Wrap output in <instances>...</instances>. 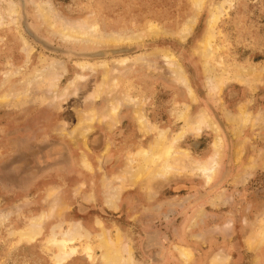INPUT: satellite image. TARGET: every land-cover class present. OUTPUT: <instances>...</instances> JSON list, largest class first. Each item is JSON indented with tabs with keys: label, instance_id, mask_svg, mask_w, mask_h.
<instances>
[{
	"label": "rangeland",
	"instance_id": "1",
	"mask_svg": "<svg viewBox=\"0 0 264 264\" xmlns=\"http://www.w3.org/2000/svg\"><path fill=\"white\" fill-rule=\"evenodd\" d=\"M196 1L0 0V264H264V0Z\"/></svg>",
	"mask_w": 264,
	"mask_h": 264
},
{
	"label": "bare ground",
	"instance_id": "2",
	"mask_svg": "<svg viewBox=\"0 0 264 264\" xmlns=\"http://www.w3.org/2000/svg\"><path fill=\"white\" fill-rule=\"evenodd\" d=\"M196 1V0H195ZM197 2V4H199V1H196ZM193 3H194V1H193ZM196 4V5H197ZM201 4V3H200ZM12 5V4H11ZM195 5V4H194ZM14 6V5H13ZM200 6V5H199ZM15 7V6H14ZM14 7H12V11L14 10ZM196 8H197V6H195ZM16 8V7H15ZM199 8V7H198ZM197 8V9H198ZM215 9H217V6H214L213 7V9H211V16H210V18H209V23H208V26H207V28L204 30L205 32H204V36L202 35V39H201V41L199 42V49H198V52L201 54V56H203V59H205V61L207 60V58H209V56H210V54H211V51H210V49L208 50V45L209 44H211V43H208L209 41V39H210V36H211V25H210V23L215 19V16L216 15H214V10ZM218 12V11H217ZM15 14V13H14ZM193 16H191V17H189V18H191V19H189L188 18V20L186 21V19L184 20V21H186V22H184L185 24H184V26H186L187 28H188V25L189 24H191V22H192V19H195V18H192ZM17 18V17H16ZM208 22V21H207ZM149 25V24H148ZM213 25H214V23H213ZM212 25V26H213ZM67 26V25H66ZM182 26V25H181ZM184 26H183V28H184ZM191 26V25H190ZM185 27V28H186ZM150 28V27H149ZM181 28V27H180ZM179 28V29H180ZM186 28V29H187ZM192 28V27H191ZM190 27H189V29H191ZM213 28V27H212ZM67 29V31H73L74 33H78V30L76 29H72V28H66ZM151 29H152V27L150 28V30H148V34L150 33V31H151ZM146 30V29H145ZM153 31H154V27H153V29H152ZM160 30V29H159ZM182 30V29H181ZM144 31V30H143ZM156 31V30H155ZM163 31V30H162ZM179 32H180V30H178ZM187 31H188V29H187ZM190 31V30H189ZM67 33V35L68 34H70V35H68V37L69 36H71V33H68V32H66ZM65 33V34H66ZM142 33H144V32H142ZM155 33V32H154ZM154 33H150V34H154ZM187 33V32H186ZM185 33V34H186ZM213 33V32H212ZM92 34V33H91ZM139 34V33H138ZM155 34H158V33H155ZM184 34V33H183ZM182 34V35H183ZM110 35V34H109ZM130 36H131V34H129ZM133 35V34H132ZM181 35V36H182ZM73 36V38H74V40H76V39H79L80 37H78V36H74V35H72ZM88 36V35H87ZM137 36V35H136ZM76 37V38H75ZM90 37V36H89ZM107 37H108V35H107ZM132 37V36H131ZM134 37V36H133ZM132 37V38H133ZM127 38H129V37H127ZM126 37H124L123 35L122 36H120V35H118V34H116V36H115V34H114V36H109V42H111V41H113L114 43L115 42H120V40H125V39H127ZM140 38V37H139ZM80 40H83L82 38H80ZM111 40V41H110ZM24 41V40H23ZM77 41V40H76ZM128 41H130V40H128ZM208 44V45H207ZM28 51H30V49L28 50ZM98 53V52H97ZM96 52L95 53H91V54H89V55H95V54H97ZM168 53V52H167ZM166 55V54H165ZM168 57V56H167ZM169 57H170V55H169ZM170 58H172V57H170ZM169 58V59H170ZM163 59V58H162ZM166 60V59H165ZM167 61V60H166ZM172 61V60H171ZM57 65V64H56ZM174 65V64H173ZM172 65V66H173ZM177 65V64H176ZM54 66V65H53ZM178 66V65H177ZM174 67H176V66H174ZM173 69V68H172ZM175 69V68H174ZM176 71L178 72L179 70L178 69H176ZM173 73H175V71H172ZM182 73V72H181ZM238 74V73H237ZM110 75V74H109ZM175 75H176V73H175ZM174 75V76H175ZM177 76V75H176ZM181 76V75H180ZM184 77V76H183ZM240 77V76H239ZM177 78H180V77H177ZM211 78H213V77H211ZM237 78H238V76H237ZM215 80V79H214ZM213 80V81H214ZM219 80H221V79H219ZM210 81V78H209V80H208V82ZM212 81V80H211ZM223 83V82H222ZM217 85V84H216ZM5 92V91H4ZM3 93V92H2ZM238 110V109H237ZM202 113V112H201ZM203 114V113H202ZM201 114V115H202ZM202 118H203V116H202ZM82 119V118H81ZM206 118H204V120H205ZM87 120V119H86ZM196 121V120H195ZM203 121V119H201V123H203L204 124V122H202ZM85 122H88V121H85ZM233 122V121H232ZM83 125V124H82ZM77 126V125H76ZM198 126V125H197ZM78 127V126H77ZM213 128V127H212ZM78 130V129H77ZM74 132V131H73ZM71 133H72V131H71ZM79 133H81L80 132V130H79ZM68 134V133H67ZM79 135V134H78ZM80 136V135H79ZM82 136V135H81ZM84 136V135H83ZM217 137V136H216ZM82 139H83V137H82ZM174 139V138H173ZM173 139L172 140H168L167 138H165V133H164V131H159L158 132V134H157V136H156V139H154L152 142H151V146L149 147V148H143V150H139V149H137V151L139 150L140 152H138L139 153V156L141 155V158H142V161L137 165V167L134 169V170H131V172H129V174H130V178H129V180L132 182V183H138V182H140V180L145 176V175H148V174H150V169H149V165H153L154 167H156V170H155V173H162L163 174V172H165V171H167L168 169H170V168H172L173 166H172V162H170V159H171V157L174 155V151H173V145H172V141H173ZM214 140H216L215 138H214ZM219 142H218V139H217V142L215 141V142H213V148L215 147L214 146V144H216L217 146H218V150H216L215 148H214V150L215 151H213L214 153L216 152V153H218V151H219V144H218ZM141 149V148H140ZM215 153V154H216ZM215 154H212V156L214 157L215 156ZM219 154V153H218ZM211 156V157H212ZM82 157H83V155H82ZM209 157V156H208ZM211 157H210V160H211ZM217 157V154H216V156H215V158ZM85 158V157H84ZM140 158V159H141ZM213 159V158H212ZM193 161V160H192ZM206 161H207V158H206ZM213 161H217L216 159L215 160H213ZM176 162V161H175ZM137 163V162H136ZM205 162H203L202 164H204ZM212 164H213V162H211ZM182 164V163H181ZM201 164V163H200ZM202 164L201 165H199V167H201L203 170H204V172H205V170H206V174L204 175L206 178H209V175H211V174H213V166H208V161H207V165L205 166V164L202 166ZM210 164V163H209ZM214 164H216V163H214ZM85 165H87V164H85ZM197 165V166H198ZM196 166V167H197ZM199 167H197V170L199 169ZM202 169H199V170H201L202 172H203V170ZM194 171V170H193ZM201 172V173H202ZM166 175V174H165ZM203 176V177H204ZM205 178V179H206ZM208 181V180H207ZM104 183H105V181H104ZM38 221H39V219H38ZM34 224V223H33ZM37 227V226H36ZM36 227H35V229H36ZM26 229H27V227H26ZM17 230V229H16ZM15 230V231H16ZM23 230H25V229H23ZM33 230V229H32ZM22 231V230H21ZM53 232V231H52ZM20 236H24V237H32V232L31 231H24V232H22V233H20L19 234ZM17 236V238H18V235H16ZM21 238V237H20ZM19 238V239H20ZM34 238V237H33ZM53 238H54V236H53ZM72 238H74V237H71V238H69L70 240L72 239ZM77 238V237H76ZM26 239V238H25ZM48 240V239H47ZM55 240V239H54ZM50 241L52 244H55L57 247H58V249L59 250H63V248H64V241H56V243H54L55 241ZM49 241V240H48ZM120 243V242H119ZM252 243H253V241H252ZM100 244H101V248H102V253H101V258H100V260L102 259V263L103 264H121L122 263V257H121V255L119 254V247H117L116 246V242H115V244H110V242L105 238V237H101V240H100ZM123 244V243H122ZM54 245V246H55ZM44 246L46 247V244H44ZM55 246V247H56ZM119 246V245H118ZM124 246V245H123ZM56 247V248H57ZM124 248V247H123ZM90 247L89 246H85V251H86V253H87V255H88V257H90ZM121 251V250H120ZM179 252L181 251V248L178 250ZM185 251V250H184ZM122 252V251H121ZM129 252V251H128ZM183 252V251H182ZM182 252H180V254L181 255H184V252H183V254H182ZM130 253V252H129ZM100 254V253H99ZM128 254V253H127ZM187 254H189V253H187ZM186 254V255H187ZM186 255H184V256H186ZM127 256V255H126ZM186 258H188L187 256H186ZM127 259V258H126ZM127 261H129V260H127ZM61 262V261H60ZM123 264V263H122ZM127 264V263H126Z\"/></svg>",
	"mask_w": 264,
	"mask_h": 264
}]
</instances>
